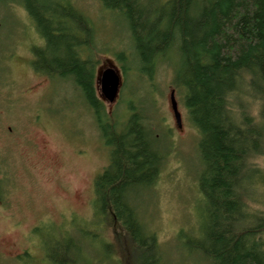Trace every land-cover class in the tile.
Returning a JSON list of instances; mask_svg holds the SVG:
<instances>
[{"label":"trees","instance_id":"trees-1","mask_svg":"<svg viewBox=\"0 0 264 264\" xmlns=\"http://www.w3.org/2000/svg\"><path fill=\"white\" fill-rule=\"evenodd\" d=\"M14 2L43 41L33 50V70L73 82L108 150V165L93 182L95 214L125 235L128 264H165L133 201L158 178L164 153L154 141L160 138L153 136L142 107L127 101L131 95L121 99L122 112L106 113L95 93L97 62L90 49L96 30L90 19L67 0ZM99 2L125 19L139 65L134 77L144 89L159 64L171 68V91L181 95L199 136L202 223L188 243L187 234L180 235L183 249L199 253L204 264H264V166L257 164L264 161V0ZM77 241L68 247L61 240L50 243L46 258L76 264L68 257L81 251Z\"/></svg>","mask_w":264,"mask_h":264},{"label":"rangeland","instance_id":"rangeland-1","mask_svg":"<svg viewBox=\"0 0 264 264\" xmlns=\"http://www.w3.org/2000/svg\"><path fill=\"white\" fill-rule=\"evenodd\" d=\"M14 1L19 0H0V264H52L46 253L50 243L60 240L64 247L80 241L81 251L72 250L68 257L76 264H128L125 235L93 207V182L108 165V150L92 112L73 82L33 70V50L43 41ZM67 1L94 24L95 93L106 113L122 112L121 99L131 95L127 101L142 107L153 136L160 138L154 141L164 153L158 178L133 198L140 220L164 251L165 264H204L179 240L181 234H187V243L199 235L203 200L196 182L202 165L199 136L178 92L180 128L174 120L171 68L159 64L151 87L144 89L134 77L139 65L123 16L103 9L99 0ZM110 68L121 78L113 105L101 98L99 84V75ZM257 164L264 166V161Z\"/></svg>","mask_w":264,"mask_h":264},{"label":"water","instance_id":"water-1","mask_svg":"<svg viewBox=\"0 0 264 264\" xmlns=\"http://www.w3.org/2000/svg\"><path fill=\"white\" fill-rule=\"evenodd\" d=\"M99 84L101 98L110 105L115 104L121 86V78L119 74L112 68L107 69L99 75ZM169 100L175 123L177 127L180 128L181 116L178 112L177 102L173 91L170 92Z\"/></svg>","mask_w":264,"mask_h":264},{"label":"flooded vegetation","instance_id":"flooded-vegetation-1","mask_svg":"<svg viewBox=\"0 0 264 264\" xmlns=\"http://www.w3.org/2000/svg\"><path fill=\"white\" fill-rule=\"evenodd\" d=\"M42 75V74H41ZM43 76H46V77H50V76H48V75H43ZM36 118H37V115H35V119H34V121L33 122H35L36 121ZM8 131H11V129L10 128H8ZM26 145H28L30 148H34L35 147V144L34 143H32L31 141H29V140H26Z\"/></svg>","mask_w":264,"mask_h":264}]
</instances>
